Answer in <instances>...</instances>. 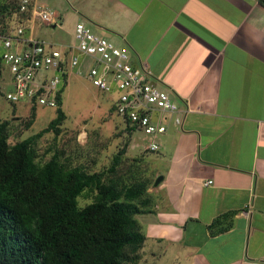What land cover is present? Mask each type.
<instances>
[{"label":"crops","instance_id":"obj_1","mask_svg":"<svg viewBox=\"0 0 264 264\" xmlns=\"http://www.w3.org/2000/svg\"><path fill=\"white\" fill-rule=\"evenodd\" d=\"M33 2L56 9L54 27L85 22L122 44L179 105L182 125L155 113L168 126L156 152L124 126L129 153L152 155L164 177L138 215L145 246L169 242L178 264H264V0ZM220 217L231 226L213 235Z\"/></svg>","mask_w":264,"mask_h":264},{"label":"trees","instance_id":"obj_2","mask_svg":"<svg viewBox=\"0 0 264 264\" xmlns=\"http://www.w3.org/2000/svg\"><path fill=\"white\" fill-rule=\"evenodd\" d=\"M18 8V0H0V32L9 30L6 17ZM67 78L56 117L39 133L11 145L9 121L0 123V264H140L147 235L138 215L154 211L150 188L155 179L139 171L131 178L118 174L126 149L98 172L72 166L61 152L47 161L37 159L36 140L58 132L66 120ZM81 197L91 198L90 203L82 206ZM220 220L209 225L211 234L231 226L216 228Z\"/></svg>","mask_w":264,"mask_h":264},{"label":"built area","instance_id":"obj_3","mask_svg":"<svg viewBox=\"0 0 264 264\" xmlns=\"http://www.w3.org/2000/svg\"><path fill=\"white\" fill-rule=\"evenodd\" d=\"M14 14L16 24L0 32V60L9 67L14 85L6 94L10 102L58 107L64 76L75 71L102 92L113 94V107L127 128L143 134L148 151L160 149L159 138L168 129L166 123L155 119L156 112L176 115L175 124L182 125L179 105L168 91L150 80L147 65L134 62L128 51L90 30L85 22L76 24L75 45L56 47L26 33L29 22L57 24L53 9L33 0H19Z\"/></svg>","mask_w":264,"mask_h":264},{"label":"rangeland","instance_id":"obj_4","mask_svg":"<svg viewBox=\"0 0 264 264\" xmlns=\"http://www.w3.org/2000/svg\"><path fill=\"white\" fill-rule=\"evenodd\" d=\"M54 11L56 13V9ZM6 18L11 24L17 22L14 12ZM58 18L57 15V20ZM63 23V26L54 27V24L35 21L27 25L26 33L30 34L33 30L36 38L52 43L56 47H62L63 44L75 45V31L73 33L70 31L72 22L63 21ZM115 44L121 45L122 49L128 51L122 44ZM86 62L91 66L89 59ZM11 79L9 67L0 63V123L9 121V143L12 145L47 127L56 117L57 107L35 105V118L31 120L33 111L31 103L27 101L12 103L6 98V94L14 88ZM113 101V94L102 92L93 86L86 76L77 75L75 71L71 73L62 93V108L66 112V120L58 132L48 131L36 140L37 159L47 161L56 152H61L62 158L69 159L72 166H82L89 172H98L107 170L113 163L115 155L126 149L121 155L118 174L131 178L132 172L139 171L145 177L151 176L156 180L160 175L155 177L157 167L154 165L152 155L150 162L153 166L149 163L148 155L140 157L129 153L127 147L129 135L124 129L125 122L113 107ZM137 158L142 160L138 161ZM162 168L164 167L159 166V169ZM90 201L91 198H79L82 206ZM168 243L166 241L152 245V242L148 241L141 250L140 264H178L174 254L170 252L173 247L170 243L167 245ZM167 248L169 251L165 254ZM152 251L157 256H153Z\"/></svg>","mask_w":264,"mask_h":264},{"label":"water","instance_id":"obj_5","mask_svg":"<svg viewBox=\"0 0 264 264\" xmlns=\"http://www.w3.org/2000/svg\"><path fill=\"white\" fill-rule=\"evenodd\" d=\"M163 178H164V177H163L162 175L158 176V177L156 178V180H155L154 185H155V186H158V185L162 182Z\"/></svg>","mask_w":264,"mask_h":264}]
</instances>
